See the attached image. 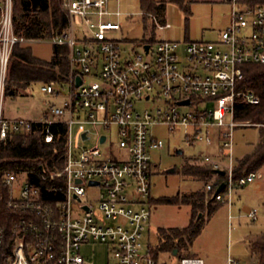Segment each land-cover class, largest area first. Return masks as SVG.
Masks as SVG:
<instances>
[{
  "label": "built area",
  "instance_id": "1",
  "mask_svg": "<svg viewBox=\"0 0 264 264\" xmlns=\"http://www.w3.org/2000/svg\"><path fill=\"white\" fill-rule=\"evenodd\" d=\"M110 1L61 0L67 25L48 40L68 47L69 73L60 83H42L41 90L59 95L55 85L62 84L68 91L61 105H51L40 120L31 121L2 113L12 47L32 40L13 32L11 1L0 0V144L11 134L29 132L35 122L46 128L61 122L67 128L62 168L48 175V191L54 198L46 201L26 172L3 175L7 185L25 176L18 196L10 194L8 207L33 218L15 222V238L7 250L0 225V264H91L81 253V247L91 242L105 246L111 260L107 264H157L151 245L142 241L151 216L155 164L150 153L163 147L152 127L165 126L171 133L182 127L189 145L216 147L215 155L199 157L200 165L213 171L204 190L214 188L213 197L228 208L234 188L261 177L259 170L233 176L232 145L237 127L255 125L236 120L235 105L260 101L239 83L243 65L264 64V4L227 0L229 23L216 41H142L139 49L133 46L126 52L109 35L120 26L108 19L121 14L109 9ZM78 76L81 81L76 85ZM73 124L80 125L79 142L94 137L95 144L74 145ZM51 138L46 129L45 140ZM106 142L109 148L101 150ZM220 172L225 176L218 180ZM246 216L255 220L257 211L248 209ZM178 264L203 260L183 256ZM226 264L248 263L228 255Z\"/></svg>",
  "mask_w": 264,
  "mask_h": 264
},
{
  "label": "rangeland",
  "instance_id": "2",
  "mask_svg": "<svg viewBox=\"0 0 264 264\" xmlns=\"http://www.w3.org/2000/svg\"><path fill=\"white\" fill-rule=\"evenodd\" d=\"M188 1L190 8L188 19L182 10L168 2L165 8L164 24L169 26L162 27L155 25L151 17H148L145 22L142 20L139 0L110 1L109 9L112 11L118 9L121 14L108 19L120 26L118 30L110 32L109 35L118 40L126 52L133 46L139 49L142 41L154 43L156 40L163 39L181 42L218 40L220 32L229 23L230 4L228 1ZM28 45L35 57L44 61L51 58L52 43L48 39L33 40ZM41 85L40 82L32 83L16 97L3 96L1 103L3 115L9 118L21 117L38 121L51 105L62 104L64 95L68 91L66 85H55V90L60 92L59 95L43 92ZM80 129L79 124H73L70 128L73 144L85 147L95 144L94 137L83 143L79 142L77 139ZM100 131L108 133L106 130ZM151 131L162 141L163 147L154 149L150 153L152 162L155 164L150 177V195L154 202L150 205L151 216L148 230L142 238L144 246L155 244L159 227H183L188 223L189 205L157 203L156 201L162 197L181 195L196 189L203 190L202 181L184 174L182 168L186 162L200 165L198 161L191 160L193 158L199 159L203 155L213 156L216 153V147H205L201 144L189 145L184 139V128L182 127L176 128L173 133L169 132L165 126L152 127ZM257 140L258 125L237 127L233 132V162L248 154ZM108 143L100 145V149L109 148ZM176 148H180L182 152L175 153ZM169 169L173 171L168 172ZM259 172L264 173V167H261ZM24 179V175H19L11 183L10 194L13 197L18 196L19 187ZM220 203L200 234L188 247V255L202 258L203 264H226L228 255L246 263L252 262L248 244L251 239L264 232V176L234 188L230 208L224 202ZM248 209L257 211L255 220L246 216ZM81 253L91 264H107L109 260L105 246L98 242H91L81 247ZM185 254L182 253V255ZM178 260L179 257L160 252L157 264H178Z\"/></svg>",
  "mask_w": 264,
  "mask_h": 264
},
{
  "label": "trees",
  "instance_id": "3",
  "mask_svg": "<svg viewBox=\"0 0 264 264\" xmlns=\"http://www.w3.org/2000/svg\"><path fill=\"white\" fill-rule=\"evenodd\" d=\"M13 32L28 40L48 39L58 34L67 25V18L61 6V0H10ZM249 5L264 4V0H243ZM172 3L182 10L188 19L190 15L188 0H139L142 20L148 17L164 24L165 8ZM1 16V11H0ZM31 42V41H29ZM29 42L13 45L8 59L7 72L4 78L3 96L16 97L32 83L62 82L69 73L68 47L65 44H52V55L48 61L35 57L28 45ZM243 77L239 87L252 90L259 96V103L250 105L238 102L235 105V119L258 125V140L252 150L236 160L233 167L235 178L264 167V64H245L242 66ZM250 125V126H255ZM46 129L52 135L45 140ZM66 125L54 122L48 125L35 122L29 132L11 134L0 144V225L4 230V250L12 246L15 238L14 224L21 218L33 216L27 212L12 210L8 207L10 185L3 182L6 172H26L30 182L37 185L42 197L49 201L54 195L48 191L51 171L62 168L66 141ZM183 173L203 183V188L212 178V169L208 166L195 165L189 162L183 166ZM42 173L45 178L40 177ZM222 172L218 180L224 178ZM214 188L205 192L196 189L181 195L159 198L157 203L187 204L190 206L188 223L183 227H159L156 242L151 245V254L157 260L160 252L176 257L188 255V247L200 234L205 223L221 204L213 197ZM149 202L154 199L149 197ZM252 264H264V232L250 240L248 244ZM182 253H186L182 255Z\"/></svg>",
  "mask_w": 264,
  "mask_h": 264
},
{
  "label": "water",
  "instance_id": "4",
  "mask_svg": "<svg viewBox=\"0 0 264 264\" xmlns=\"http://www.w3.org/2000/svg\"><path fill=\"white\" fill-rule=\"evenodd\" d=\"M144 47H145V49H147L148 45H145ZM80 81H81L80 77L79 76L76 77V85H79ZM184 103H187V101H184ZM102 139H103V137H102ZM181 152H182V150L180 148L175 149V153L180 154ZM172 171H173V169L168 170V172H172ZM222 187H223V185H220L216 192H218ZM176 253H177V251L174 249L172 251V255L174 256V255H176Z\"/></svg>",
  "mask_w": 264,
  "mask_h": 264
},
{
  "label": "crops",
  "instance_id": "5",
  "mask_svg": "<svg viewBox=\"0 0 264 264\" xmlns=\"http://www.w3.org/2000/svg\"><path fill=\"white\" fill-rule=\"evenodd\" d=\"M191 160H194V161H198V164H200V160L198 159H196V158H193V159H191ZM262 176H264V173H261V178H262ZM256 218H257V216H256ZM196 257H198V256H196ZM200 258V257H199ZM202 259V258H201ZM239 260V259H238ZM248 264H252L251 262L249 263L248 262Z\"/></svg>",
  "mask_w": 264,
  "mask_h": 264
}]
</instances>
